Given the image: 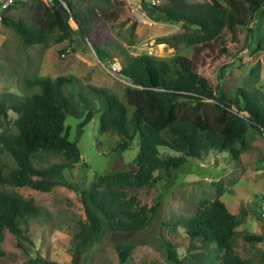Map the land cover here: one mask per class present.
Instances as JSON below:
<instances>
[{
	"label": "trees",
	"instance_id": "16d2710c",
	"mask_svg": "<svg viewBox=\"0 0 264 264\" xmlns=\"http://www.w3.org/2000/svg\"><path fill=\"white\" fill-rule=\"evenodd\" d=\"M108 1L80 8L72 0H65L69 10L66 19L56 4L48 6L40 0L19 2L9 10L27 5L29 19L5 17L8 10L1 22L14 30L24 47H47L51 41L55 45L66 42L73 49L77 40L85 43L90 39L94 14L108 24L107 10L102 6ZM156 1L159 5L153 9L162 19L153 20L180 26L184 32L171 41L176 50L168 59L130 55L121 48L124 59L119 74L131 86L121 95L103 88L83 87L66 77H37L26 83L29 92L21 96L0 95V118L7 124L0 132V187L48 193L59 186L76 193L85 221L77 223L74 253L93 245L107 233H135L150 226L160 204L140 205L135 197L128 196V190L153 188L162 182L164 186L171 180V174L187 167L190 160H202L211 152L236 159L247 150L250 135L264 139V97L260 90L244 86L225 90L221 81L224 73L213 87L195 72L192 61V55L216 44L225 52L226 41H233L236 34L248 29L254 16L264 8V0H241L247 5L241 14L216 0ZM70 20L76 29L70 27ZM126 42L129 45L130 41ZM92 48L101 62L111 59L99 46L92 44ZM32 89L37 92L31 93ZM180 99L197 105L210 101L214 112L196 109L181 113L175 105ZM10 112L16 115L11 123ZM96 112L102 113L100 133L115 139L114 153L120 154L132 143L136 144L137 153L132 161L135 171L119 170L96 176L81 190L71 177H65L82 164L76 142L69 140L65 121L67 116L81 120L77 126L78 139ZM162 151L165 153L161 154ZM168 152L174 155L167 156ZM51 158L58 162H51ZM219 197L220 194L199 207L185 223L190 246L212 253L214 260L210 264H250L234 253L238 221ZM41 216L44 217L43 211L32 199L12 190H0V247L5 233L27 240L21 224L26 229L29 220ZM243 239L260 242L264 241V235L246 234ZM167 246V261L181 264L173 246ZM115 250L120 264H126L133 246H116ZM34 263L54 264L41 258Z\"/></svg>",
	"mask_w": 264,
	"mask_h": 264
},
{
	"label": "rangeland",
	"instance_id": "374dc122",
	"mask_svg": "<svg viewBox=\"0 0 264 264\" xmlns=\"http://www.w3.org/2000/svg\"><path fill=\"white\" fill-rule=\"evenodd\" d=\"M72 1L80 8L93 7L100 2ZM216 1L236 8L240 14L247 9L241 0ZM116 3L109 0L102 4L107 10L108 24H103L100 17L94 14L90 39H86L85 43L78 41L73 49L66 42L55 45L51 41L47 47H24L14 30L0 22V95L21 96L29 92L26 83L37 77H66L83 87L103 88L121 95L131 87L128 80L119 74L124 59L121 48L130 55L147 54L161 59L175 54L176 47L170 43L183 34V28L156 22L148 15L145 18L137 9L141 19L132 15L126 6ZM131 4L136 6L134 0ZM29 8L18 5L5 17L28 20ZM115 15L117 18L111 19ZM69 25L76 29L72 20ZM126 41H130L129 45ZM92 44L105 50L112 56L111 59L101 62ZM224 49L225 52H221L216 44L192 55L195 72L213 87L224 73L221 81L225 90L243 86L257 88L264 97V8L254 16L248 29L236 34L233 41H226ZM82 86L79 87L87 90ZM32 92L37 90L32 89ZM210 103L205 101L197 105L191 100L180 99L175 105L181 113L199 109L212 114L214 109ZM101 114L96 112L93 115L78 139L77 126L81 120L75 116L66 117L69 140L76 142L85 167L80 164L65 177H71L81 190L87 188L96 176L119 170L135 171L132 161L137 153L136 144L132 143L120 154L114 153L115 139L99 131ZM15 117L10 112L8 121L11 123ZM6 127L7 124L0 118V132ZM247 141V150L236 159L211 152L202 160L188 161L187 167L171 174V180L164 186L162 182L153 188L128 190V196L135 197L140 205L151 207L157 202L160 204L150 226L135 233H107L78 253H74L73 236L77 223L85 221V216L76 193L59 186L48 193L29 188L0 187V190H12L25 199H32L44 214V217L29 220L26 229L21 224L23 237L27 240L5 233L0 247V264H35L37 258L54 264H120L115 247L123 245L133 246L126 264H174L166 259L167 244L173 246L181 264H210L214 256L206 254L198 246H190L184 225L199 207L211 203L218 194L220 201L238 221L234 253L250 264H264V241L248 242L243 239L246 234L264 235V223L260 216V207L264 202V139L252 134ZM166 155L174 154L168 152ZM51 162L58 160L51 158Z\"/></svg>",
	"mask_w": 264,
	"mask_h": 264
},
{
	"label": "built area",
	"instance_id": "2783aa9c",
	"mask_svg": "<svg viewBox=\"0 0 264 264\" xmlns=\"http://www.w3.org/2000/svg\"><path fill=\"white\" fill-rule=\"evenodd\" d=\"M29 1H32V0H0V22L2 21L3 14L5 12H7L15 4H17L19 2H29ZM40 1L43 2L44 4L48 5V6L53 5V4H56V5L59 4L62 7H64L66 10H68L67 6L63 0H40ZM114 1L120 5L126 6L132 15H135L141 19H142V17L139 16V14L137 13V9H140L142 11L145 18L148 15L146 10L143 8V3L146 4L151 9H153L154 7L159 5V1H156V0H134L136 2L135 7L132 6L131 0H114ZM68 12H69V10H68ZM260 216H261V219L264 223V202L261 204V207H260Z\"/></svg>",
	"mask_w": 264,
	"mask_h": 264
},
{
	"label": "water",
	"instance_id": "95a60500",
	"mask_svg": "<svg viewBox=\"0 0 264 264\" xmlns=\"http://www.w3.org/2000/svg\"><path fill=\"white\" fill-rule=\"evenodd\" d=\"M57 8L59 9L60 13L63 15V18L66 19L69 15L68 10H66L64 7H62L61 5H57ZM143 8L146 10L148 16L152 19L155 20H161L162 16L156 12L154 9L149 8L146 4L143 3ZM78 42V40L76 41V43Z\"/></svg>",
	"mask_w": 264,
	"mask_h": 264
}]
</instances>
